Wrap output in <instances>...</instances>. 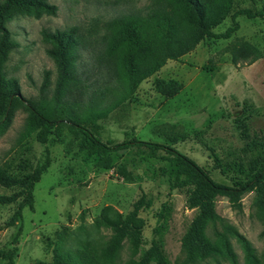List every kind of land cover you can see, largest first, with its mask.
<instances>
[{
  "label": "rangeland",
  "instance_id": "obj_1",
  "mask_svg": "<svg viewBox=\"0 0 264 264\" xmlns=\"http://www.w3.org/2000/svg\"><path fill=\"white\" fill-rule=\"evenodd\" d=\"M46 1L56 7L53 16H15L6 23L16 47L2 70L16 80L23 100L64 105L78 116L104 110L87 125L101 142L132 138L170 147L226 187L245 183L250 161L264 162L263 20L238 16V30L229 39L201 40L112 106L111 87L126 79L105 55V24L145 12L152 0ZM233 8L264 13V0H234ZM229 25L226 17L212 32ZM70 28L81 36L76 67L82 81L55 100V68L40 32ZM235 39L255 46L261 58L231 65L221 50ZM154 79L175 80L181 88L165 99L154 90ZM28 117L16 105L0 132V171L19 176L45 167L32 187L30 208L21 197L0 205V251L15 248L12 264H53L55 254L66 256L68 264H133L153 242L167 264H264V199L255 189L210 197L211 219L200 227L199 244L187 261L182 241L202 206L192 201V184L176 179L169 154L146 148L90 154L82 136L64 123L39 142L37 129L27 131ZM16 191L0 187V195Z\"/></svg>",
  "mask_w": 264,
  "mask_h": 264
},
{
  "label": "trees",
  "instance_id": "obj_2",
  "mask_svg": "<svg viewBox=\"0 0 264 264\" xmlns=\"http://www.w3.org/2000/svg\"><path fill=\"white\" fill-rule=\"evenodd\" d=\"M233 4L234 0H152L145 12H135L108 21L105 24L108 29L105 55L112 59L116 71L126 79V83L116 79L115 87H111L116 93L112 106L124 100L141 81L157 72L167 60H178L192 51L201 40L229 39L238 30L235 20L238 16L264 21V13L261 11L234 9ZM55 12L56 7L46 0H0V132L8 124L12 109L16 105H23L29 113L27 131L37 129L36 140L39 142L45 141L51 127L64 123L82 136V146L90 154L106 156L111 152L133 148H146L150 152L160 150L169 154V165L175 172L176 179L192 184V201L200 202L202 206L197 221L189 228L182 241V249L187 254L186 260L191 261L193 246L198 245L200 240L197 233L211 219L210 197L217 194L232 198L244 190L255 189L264 199V162L259 159L250 161L249 175L245 183L237 189L226 187L213 182L194 162L170 147L132 138L119 143L101 142L87 125L104 116V110H93L78 116L64 105L50 108L23 100L16 80L7 78L2 70L8 53L16 47L6 23L15 16L37 19L43 15L53 16ZM226 17H229L230 25L223 32H212ZM40 36L49 46L45 53L55 68L56 100L69 87L82 81L76 67L81 36L74 28L54 32L41 30ZM221 52L229 56L233 66L239 63L251 64L261 58V52L255 46L240 39L228 43ZM46 76L47 72H44L41 88L46 84ZM108 79L107 76L104 84L108 87L104 90L109 89ZM153 88L163 98L170 99L179 92L181 86L175 80L154 79ZM88 103H91L90 100ZM44 168L36 167L19 176L0 171V187L17 189L11 195H0V205L11 204L21 197L30 208L32 187L38 182ZM246 250L249 252L247 247ZM14 252L15 248L0 251V259L5 260L3 264H12ZM248 255L251 257L249 253ZM53 264H68V258L55 254ZM133 264L167 263L158 244L153 242Z\"/></svg>",
  "mask_w": 264,
  "mask_h": 264
}]
</instances>
